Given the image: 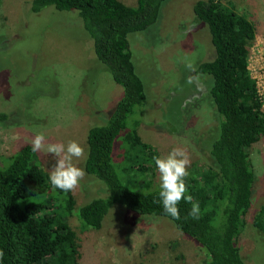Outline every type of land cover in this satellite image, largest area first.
Here are the masks:
<instances>
[{"label": "rangeland", "instance_id": "rangeland-1", "mask_svg": "<svg viewBox=\"0 0 264 264\" xmlns=\"http://www.w3.org/2000/svg\"><path fill=\"white\" fill-rule=\"evenodd\" d=\"M32 1L0 0V112L8 116L0 124V163L43 133L46 144L78 142L84 155L74 163L84 170L87 132L107 123L122 88L95 58L76 12L45 8L33 14ZM119 1L137 6V0ZM197 1L201 0L168 1L152 28L128 37L136 72L148 89V102L128 119L126 131L136 121L141 141L152 146L157 156L183 148L190 158L189 172L209 165L208 143L216 138L219 125L208 95V78L195 74V66L214 57L207 28L192 12ZM229 1L236 13H248L256 25L248 68L258 75L264 67V0ZM189 78L193 83L187 82ZM126 131L114 150L120 151L117 142ZM248 152L255 182L237 245L245 264H264V240L252 226L264 201V138ZM37 155L49 175L56 162L53 154ZM113 162L120 181L136 190ZM153 182L158 186L156 168ZM71 193L76 210L109 195L102 182L86 173ZM52 196L62 198L57 193ZM76 210L68 224L82 247V264H204L206 259L166 219L136 215L115 205L95 231L80 223Z\"/></svg>", "mask_w": 264, "mask_h": 264}, {"label": "trees", "instance_id": "trees-1", "mask_svg": "<svg viewBox=\"0 0 264 264\" xmlns=\"http://www.w3.org/2000/svg\"><path fill=\"white\" fill-rule=\"evenodd\" d=\"M170 0H137L135 8L119 0H33L30 11L45 8L76 12L98 62L104 65L122 96L109 120L87 132L84 172L109 191L75 208L71 192L53 190L32 145H25L0 163V264H82L81 245L68 224L74 211L86 228L99 231L110 209L119 205L140 216L168 220L204 253V264H245L237 245L251 207L255 175L248 150L264 138V109L248 70L257 28L248 13L238 14L229 0H201L192 12L206 26L214 49L211 61L195 66L208 78V95L219 117L218 134L208 143L210 163L185 178L201 207L191 218L190 203L179 204L180 219L167 216L155 186L157 151L141 141L138 124L128 119L148 102V89L136 72L129 35L146 32ZM0 112V124L7 121ZM117 142L120 151L114 150ZM136 190L125 186L115 164ZM131 186V185H130ZM133 187V186H132ZM57 193L62 198H54ZM252 226L264 240V201Z\"/></svg>", "mask_w": 264, "mask_h": 264}, {"label": "clouds", "instance_id": "clouds-1", "mask_svg": "<svg viewBox=\"0 0 264 264\" xmlns=\"http://www.w3.org/2000/svg\"><path fill=\"white\" fill-rule=\"evenodd\" d=\"M189 68L192 65H188ZM193 83L192 78L187 81ZM46 137L43 133H38L31 140L32 152L43 151L45 154H53L55 165L49 171L48 180L51 188L59 190L65 194L78 187L85 172L78 167L74 160L83 157L84 149L76 141L64 143H45ZM155 168L159 175L158 198L164 213L173 220L180 219L179 204L183 200L191 204L188 215L193 219L201 217V207L198 201H194L188 191L185 178L189 176L188 167L190 158L188 153L180 147L173 148L166 156H155ZM3 253L0 252V259Z\"/></svg>", "mask_w": 264, "mask_h": 264}, {"label": "built area", "instance_id": "built-area-1", "mask_svg": "<svg viewBox=\"0 0 264 264\" xmlns=\"http://www.w3.org/2000/svg\"><path fill=\"white\" fill-rule=\"evenodd\" d=\"M248 70L250 72L251 78L255 82V87H256L257 95H258L259 99L261 100L262 107L264 109V67H262L259 70L258 75L253 74L251 72L250 68H248Z\"/></svg>", "mask_w": 264, "mask_h": 264}]
</instances>
